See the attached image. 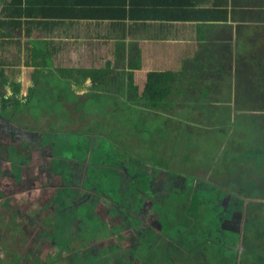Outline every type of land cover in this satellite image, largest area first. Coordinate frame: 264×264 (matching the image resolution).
<instances>
[{
  "label": "rangeland",
  "instance_id": "rangeland-1",
  "mask_svg": "<svg viewBox=\"0 0 264 264\" xmlns=\"http://www.w3.org/2000/svg\"><path fill=\"white\" fill-rule=\"evenodd\" d=\"M254 25L251 30L256 29ZM41 55L49 70L52 64L62 70L71 67L61 57ZM178 57L170 55L173 66L181 61ZM244 57L256 64L257 57ZM179 67L184 66L179 63ZM247 71L243 74L251 78L248 98H254L264 81H258L260 70ZM20 73L21 85L34 75V98L40 101L26 105L20 121H0V264H214L217 258L218 264H264V200L253 192L264 187V179H257L264 174L260 168L264 161L254 164L258 150L245 145L253 137L251 122L236 115L235 106L242 102L255 106L256 99L193 104L185 117L200 123L191 131L185 130L182 119L165 121V114L159 112L129 114L123 106L115 113L112 104H107L108 97H115L105 94L106 98H58V108L51 99L48 106L54 116L48 117L40 97L44 89L54 83L44 98L69 96L75 84L57 83L58 75L50 73L47 82L39 66ZM233 75L221 80L225 89L231 87L228 78ZM166 110L180 113L175 106ZM164 122L168 136L154 142L153 134L162 136ZM30 144L37 147L36 152ZM251 166L254 184L247 190ZM122 167L127 173H120ZM59 177L65 178L67 186L61 185ZM48 181L53 185L42 184ZM195 181H200L197 189L209 182L205 197L211 201L197 216L180 208L182 217L189 221V215L194 216L195 222L184 220L193 232L176 235L172 229L179 216L176 205L187 206ZM204 188L197 196L203 195ZM107 192L111 197L105 199ZM70 218H74L73 228L61 230L60 224L65 220L67 225ZM233 221L239 227L237 233ZM60 247L67 251L57 257ZM254 257L260 258L254 262Z\"/></svg>",
  "mask_w": 264,
  "mask_h": 264
},
{
  "label": "crops",
  "instance_id": "crops-1",
  "mask_svg": "<svg viewBox=\"0 0 264 264\" xmlns=\"http://www.w3.org/2000/svg\"><path fill=\"white\" fill-rule=\"evenodd\" d=\"M15 21L20 26L16 30L12 28L10 38L4 37L6 42L0 43V56L18 55V69L22 71H32L33 66H38L26 59L25 56L29 55L50 54L55 59L61 57L62 62L71 66L65 69L81 70L99 69L114 54L124 56L125 59L136 54L140 59L137 72L141 77L145 71L160 70L163 65H168L164 70L179 73L183 69L179 67V63L184 64L185 70L193 77H196V73L208 72L207 75H212L220 82L233 72L234 75L228 78L231 87L225 89L224 83L220 85L217 97L222 98L250 97L243 71L261 69L264 72V0H18L17 4H14V0H0V22ZM254 24L256 29L251 30ZM251 34L260 36L261 40ZM170 55L179 56L178 60L181 61L173 66ZM248 55L257 57L256 64L251 57H244ZM36 61L40 62V59ZM90 61L94 63L91 65ZM84 62L89 63L88 67H82ZM39 65L43 72L41 78L47 77L48 82V65ZM52 65H49V71L56 70L57 67ZM185 78H188L186 74L177 77L179 83H183ZM16 80L22 82L21 73L15 75ZM28 81L27 88L32 87L30 79ZM71 81L75 85L70 95L60 94L56 98H106L105 95L121 98L111 91H92L97 96L88 97L86 95L91 93L89 79ZM258 81H264L263 74ZM216 84L219 86V82ZM53 87L54 83L52 87L47 86L43 91L44 95L40 97L49 96ZM85 88L88 92L84 91ZM74 89L80 92L76 95ZM4 90L11 94L8 87ZM6 93L4 97L8 96ZM23 94L21 91L19 96L22 97ZM191 95L201 98L202 93L192 90ZM209 95L213 97L216 94L209 90ZM21 114H16L15 120L18 118L17 121H20ZM46 116L54 115L46 113ZM0 121L11 124V121ZM19 124L21 127V123ZM66 124L69 125L68 122L64 125ZM88 141L90 140L87 139L86 144ZM30 146L36 152L37 147L32 144ZM123 170L127 173L123 167L120 173ZM197 182L199 186L200 181ZM197 182L192 185L196 187L194 196L186 199L187 206L176 205L179 216L172 227L176 235H180V230L192 233V227L186 225L185 221L194 223L193 217L203 213L201 207H206L211 201V198L200 196L199 193L197 196L200 191L197 189ZM110 194L107 192L103 197L106 199ZM213 202L214 200L211 204ZM180 208L189 209L195 215H189L191 219L188 221L182 217ZM180 220H185L184 224ZM210 223L212 224L211 221Z\"/></svg>",
  "mask_w": 264,
  "mask_h": 264
},
{
  "label": "trees",
  "instance_id": "trees-1",
  "mask_svg": "<svg viewBox=\"0 0 264 264\" xmlns=\"http://www.w3.org/2000/svg\"><path fill=\"white\" fill-rule=\"evenodd\" d=\"M18 0H14V4H17ZM20 26L19 22H0V43H5L4 37L10 38L12 35V28L13 30H16ZM15 36L17 34L15 33ZM26 59L31 60V64H43V66H47V62H44L42 59V55H29L25 56ZM40 59V62L36 61ZM96 60V59H95ZM91 65L94 63V61H90ZM20 65V59L18 55H12L8 54L6 56H0V119L5 121L15 120L14 113H24V110L27 111L26 105L33 104L34 102L40 101V98H34V91H35V83L34 75L29 76L30 82H32V87H26V81L29 82V78L23 84L21 85V82L15 81V75L20 73V70L18 69ZM90 65V66H91ZM42 66V65H41ZM183 69L179 73H172L171 71L164 70L161 68L160 70L155 71H145L142 74L137 72V70L140 67V59L139 55H132L127 56L126 59L124 56H119L117 54H114L111 56V59L108 61H104L103 64H101L99 69H81V70H53L52 75H58V79H61L60 81H71L73 79L78 80L79 78L82 80L89 79L91 82V93H88L86 96L92 97L97 96L92 93V91H106L108 89L112 90L113 93L121 96V98H108V104H112L111 109L116 113V110H118L117 107H119V110H123V106L128 108L129 111H125L133 114L138 115H149V111H154L155 113H162L165 114V116L162 119H165V121L168 118H179L182 119V121H185V130H192L194 127L198 125L197 121H193L190 119H187L185 117L186 113L190 110V107L193 104L200 105L203 101L207 106L211 103H218L219 101L226 100L228 101V98H223L221 96L217 97L220 93V80L214 79V77L207 75L208 72H204L202 74L196 73V77H193L192 74L189 75V72H187L186 66L183 64ZM35 67V66H33ZM50 73V71L48 72ZM51 74V73H50ZM180 74H186L188 78H185L183 83H179V80L177 77ZM42 76V74H41ZM189 76H191L189 78ZM143 78V79H142ZM125 79V80H124ZM216 82H219V86ZM8 87L11 91V94L7 97L5 96V90L4 88ZM264 87V85H263ZM261 86V89H256L254 93V98L256 99L254 101V104L258 102V105L261 104V95L264 96V88ZM263 88V89H262ZM196 90L198 92H201V98H194L191 95V91ZM209 90H212L213 93L215 92L216 95L212 97V95H209ZM23 91V96H19V93ZM174 97V98H170ZM216 98V99H215ZM42 99V98H41ZM51 99L55 100V103L53 104L55 108H58L57 105L60 104L59 101H57L58 98H43L42 104L43 111L47 115H53V109L52 106H48L49 103H51ZM258 100V101H257ZM45 101L48 102L47 105H45ZM182 101V102H179ZM225 101V102H226ZM224 102V103H225ZM190 104V105H189ZM236 105V115L243 116L244 119L248 118V115L245 113L242 114V112H247L249 108L245 107L241 103H235ZM256 105V104H255ZM251 106L250 111L259 110L261 109L260 106ZM53 106V108H54ZM171 106L177 107L179 109L180 113H174L173 111L166 110V107L169 108ZM244 108V111H243ZM184 109V110H183ZM184 112V115H182L181 112ZM10 115V118L5 117ZM158 118V115H155V118ZM160 117V116H159ZM21 120V118H20ZM171 120V119H168ZM67 121V120H66ZM168 123L164 122L160 127V132L162 131V136L158 135L156 136V133L153 135V141H160L166 136H168L167 133L164 132V126H166ZM50 126L52 127L53 124L51 123ZM159 128V126H157ZM53 129H56L53 128ZM31 130V129H29ZM231 154V152H230ZM148 157V156H147ZM254 164H257L258 158L254 159ZM254 166H251V169H253ZM236 169V167H235ZM90 171V169H87ZM250 170L248 169V181L245 184L246 187H249L247 190L253 189V187H250V184H254L252 182V179L250 176H252L250 173ZM237 171H239L237 169ZM262 176H258V178H261ZM61 180L62 186H67V182L65 178L59 177ZM239 176L235 178L237 180ZM264 178V177H263ZM261 178V179H263ZM251 179V180H250ZM234 180V179H233ZM209 182L205 183L208 185V189L211 187L208 184ZM42 184H48L53 185L51 181H48L46 183ZM204 183L200 185V191L202 190V187H205L203 190V195H207V188ZM204 185V186H203ZM239 185V184H238ZM245 188V187H244ZM253 192L258 196V198L261 200H264V187H262L261 192L260 190H253ZM97 194V193H96ZM203 196V197H204ZM260 204L255 203V207L259 206ZM263 206V205H260ZM253 205L250 208L249 211L253 209ZM74 218H70V221H68V224L66 225V221L64 220V223H61L60 226L61 230L63 231L66 229L68 232H70L71 228H73L72 225ZM235 226V231L237 233V230L239 229L237 223L233 221ZM47 225H49V221L46 222ZM52 225V224H51ZM55 228V227H54ZM222 230L228 232L224 227H221ZM176 231L178 229H175ZM220 230V227H219ZM232 232V231H229ZM92 233V231H91ZM181 234L180 232H178ZM229 234V233H228ZM85 235V234H82ZM194 236H197L196 234ZM169 237V235H168ZM231 237V236H230ZM229 237V238H230ZM227 239V238H226ZM170 240V238H169ZM171 241V240H170ZM67 243V242H65ZM65 243H63V246H65ZM66 247V246H65ZM67 250H64V248L60 247V251L57 255V257H60L62 254L66 253ZM62 253V254H60ZM262 257V256H260ZM260 257H254V262L257 261V258ZM264 258V257H262ZM218 259V260H217ZM217 264L219 263L220 259L217 258ZM216 260L214 261V264H216ZM221 262V261H220ZM234 263V262H233ZM80 264H83L82 262ZM248 264V263H246ZM250 264H253L250 263Z\"/></svg>",
  "mask_w": 264,
  "mask_h": 264
},
{
  "label": "flooded vegetation",
  "instance_id": "flooded-vegetation-1",
  "mask_svg": "<svg viewBox=\"0 0 264 264\" xmlns=\"http://www.w3.org/2000/svg\"><path fill=\"white\" fill-rule=\"evenodd\" d=\"M250 70V69H248ZM254 70V69H252ZM261 70V69H260ZM247 71V70H245ZM248 72V71H247ZM262 74L264 75V72L260 71V76L262 77ZM248 74H245V78L246 81H250L251 78L247 77ZM262 98L261 99V104L258 105V102H256L255 106H260L261 109L259 110H254V111H250L251 106H249L248 103L246 102H242V105H244L245 107L249 108V110L247 112H242L245 114H248V118L247 120H249L251 123L250 125V131L253 134V137L250 139V141H246L245 145H249L250 149H257V153H255V157H253L254 159L258 158V161L262 160L264 161V96L261 95ZM249 100L255 99V98H247ZM254 145H257L258 147H254ZM256 152V151H255ZM261 170L264 169V167H260ZM251 172V170H250ZM259 176H262L261 178L264 177V174H261ZM261 178H257L259 181H261ZM264 179V178H263ZM262 184L264 185V180L261 181ZM261 199V198H260ZM254 203V202H252ZM255 204V203H254Z\"/></svg>",
  "mask_w": 264,
  "mask_h": 264
}]
</instances>
